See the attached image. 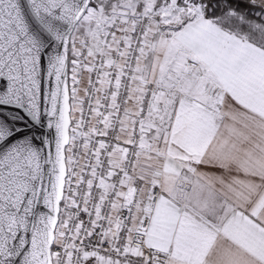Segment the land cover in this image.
Listing matches in <instances>:
<instances>
[{"label":"snow or ice","instance_id":"snow-or-ice-1","mask_svg":"<svg viewBox=\"0 0 264 264\" xmlns=\"http://www.w3.org/2000/svg\"><path fill=\"white\" fill-rule=\"evenodd\" d=\"M0 264H264V0H0Z\"/></svg>","mask_w":264,"mask_h":264}]
</instances>
